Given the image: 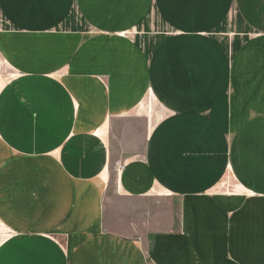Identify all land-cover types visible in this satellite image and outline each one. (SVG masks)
<instances>
[{"label": "crops", "instance_id": "obj_1", "mask_svg": "<svg viewBox=\"0 0 264 264\" xmlns=\"http://www.w3.org/2000/svg\"><path fill=\"white\" fill-rule=\"evenodd\" d=\"M0 72V264H264V0H0Z\"/></svg>", "mask_w": 264, "mask_h": 264}, {"label": "rangeland", "instance_id": "obj_2", "mask_svg": "<svg viewBox=\"0 0 264 264\" xmlns=\"http://www.w3.org/2000/svg\"><path fill=\"white\" fill-rule=\"evenodd\" d=\"M2 73L0 72V75ZM5 82V77L0 76V84ZM151 97V96H150ZM148 97V98H150ZM147 98V99H148ZM146 99V100H147ZM134 116L139 119V126L138 128L141 130L143 127V133L145 129L147 130L151 128V125H156L161 117V110L158 106L153 105L151 108L145 106L144 108L137 109L134 113ZM138 122V121H137ZM142 131L138 134L135 138V142L139 143V138L143 136ZM139 148H137V151ZM125 160V159H124ZM122 165L117 164V162L111 163V183L110 187L107 191L106 195V208H107V215L109 217V220L112 221V224L115 226H118L119 228L125 229L126 227V203L127 200L120 195V191L117 190V180L120 172L122 171L120 167ZM232 178L226 177L223 180V183L220 185V189L218 191H221V193H234L236 192V188L234 187V184ZM111 224V223H110ZM7 233L0 232V245L6 243L8 240L11 239V237Z\"/></svg>", "mask_w": 264, "mask_h": 264}]
</instances>
